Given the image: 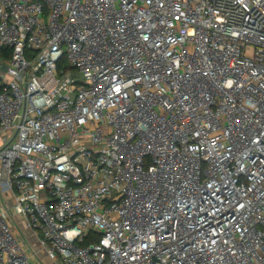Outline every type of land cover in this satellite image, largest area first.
Returning <instances> with one entry per match:
<instances>
[{
  "label": "built area",
  "instance_id": "2783aa9c",
  "mask_svg": "<svg viewBox=\"0 0 264 264\" xmlns=\"http://www.w3.org/2000/svg\"><path fill=\"white\" fill-rule=\"evenodd\" d=\"M0 264H264V0H0Z\"/></svg>",
  "mask_w": 264,
  "mask_h": 264
},
{
  "label": "rangeland",
  "instance_id": "374dc122",
  "mask_svg": "<svg viewBox=\"0 0 264 264\" xmlns=\"http://www.w3.org/2000/svg\"><path fill=\"white\" fill-rule=\"evenodd\" d=\"M249 52H248V54H249ZM75 75L78 76L77 73H75ZM22 236L31 245L32 250H34L35 252H38L39 251V246H38V244L36 242V239L32 238L27 231H23ZM38 258L43 263H48V260L44 257V255L41 252L38 253Z\"/></svg>",
  "mask_w": 264,
  "mask_h": 264
}]
</instances>
